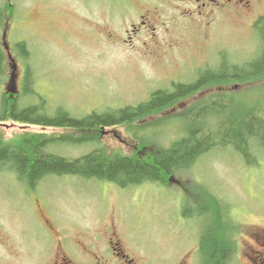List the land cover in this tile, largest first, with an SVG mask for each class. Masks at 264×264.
Masks as SVG:
<instances>
[{
    "label": "rangeland",
    "instance_id": "374dc122",
    "mask_svg": "<svg viewBox=\"0 0 264 264\" xmlns=\"http://www.w3.org/2000/svg\"><path fill=\"white\" fill-rule=\"evenodd\" d=\"M151 1L0 0V117L3 98L21 96L28 71L32 93L21 96L18 110L44 103L51 116L61 108L82 119L194 84L222 66L246 67L263 52L264 1L254 0L251 14L216 11L211 25L210 19L206 25L167 22L157 25L156 37L133 33L139 18L160 5ZM213 85L133 126L82 133L13 121L10 108V118L0 121V143L45 136L51 139L42 149L68 159L98 148L128 157L146 143V153L155 155L186 137L203 105L209 110L217 103L222 120L248 112L264 117L256 104L264 106V75L247 85ZM63 135L93 137L97 144L55 139ZM234 150H209L167 181L125 188L52 175L31 188L18 180L23 176L0 171V264H51L53 245L65 249L70 264H92L93 254L114 247L138 264H201L206 211L219 216L217 227L212 222L220 236L219 223L235 228L227 264H253L244 255L262 251L256 236L264 239V149L246 158Z\"/></svg>",
    "mask_w": 264,
    "mask_h": 264
},
{
    "label": "trees",
    "instance_id": "16d2710c",
    "mask_svg": "<svg viewBox=\"0 0 264 264\" xmlns=\"http://www.w3.org/2000/svg\"><path fill=\"white\" fill-rule=\"evenodd\" d=\"M261 37L264 43V26ZM20 52L25 53L26 45H19ZM3 71H0V75ZM31 72H27L22 88L21 96H28L32 92L29 88L33 84ZM264 75V49L262 54L246 67H221L215 72H206L200 79L189 85L177 84L173 90H158L150 94L148 100L135 106H125L118 109H107L104 114L93 112L82 119L72 117L66 112H60L58 108L53 116L48 112V108L43 103L29 105L20 108L21 96H16L13 100L4 97L3 115L0 121L9 117V109L13 121L27 123L36 126L71 129L78 133L88 131H99L105 127L133 126L137 121L158 116L165 109L177 102L190 98L206 88V85L230 84H250L257 78ZM259 81V80H257ZM211 88V87H210ZM205 110L200 107L194 116L193 124L186 129V137L180 142H175L168 150H162L155 155L147 154L146 143H141L131 156L110 153L104 148L92 150L89 154L77 159H68L64 156L48 153L47 148H43L49 141L45 136L33 138H23L21 142L10 145L7 142L0 143V171L19 175L24 178L18 180L27 187L34 188L37 184L45 180L47 176H75L86 180H96L100 182L114 183L122 188L129 186H139L149 182L167 181L174 171L183 169L195 162L201 154L215 148L231 147L245 158L251 155V151H261L264 149V117L261 115L246 113L239 116L229 115L226 121L218 119L220 112L214 109L217 103ZM264 113V106L256 103ZM208 105V104H207ZM199 107V106H198ZM65 110V109H63ZM91 117H88V116ZM81 137L75 135L59 136L55 139L69 141L71 143H88L90 140L97 144L96 138ZM55 142V141H54ZM48 153V154H47ZM15 171V172H14ZM201 209V208H200ZM204 211V210H203ZM222 217L226 214L222 210ZM206 211V226L201 243V264H227L233 259V244L230 236L234 231L232 223H219L222 234L214 230L213 222H219L215 215ZM219 215V213H218ZM228 216V215H227ZM213 221V222H212ZM230 231V232H229ZM232 231V232H231Z\"/></svg>",
    "mask_w": 264,
    "mask_h": 264
},
{
    "label": "flooded vegetation",
    "instance_id": "af4514ba",
    "mask_svg": "<svg viewBox=\"0 0 264 264\" xmlns=\"http://www.w3.org/2000/svg\"><path fill=\"white\" fill-rule=\"evenodd\" d=\"M119 1L121 4H126L125 0ZM142 1L150 3V0ZM253 1L254 0H154L151 1L152 4L159 2L160 5L151 10L150 17L147 15L141 16L139 18L140 26L135 27L133 33L139 34L143 33L145 30L146 34H153L152 36L156 37L155 34L157 31V25H164L167 22L177 24L179 22L187 23L188 21H191L195 23L201 22L202 24L206 25L205 21L210 19L209 24L211 25L213 23L211 22L212 16L216 11L226 13L232 12L236 14L238 12L237 8H239L243 12L251 14V3ZM159 7H163L162 9L165 12L161 14H155ZM258 20L260 19L258 18ZM256 22L257 21H255V23ZM210 25L207 24V26ZM37 214L44 221L46 217L45 213L39 211ZM259 236L260 234L256 236L258 240L257 244L262 248V251L258 252L255 249H249L250 251L248 250V253L244 255L246 259H250V256H252L254 258L252 261L253 264H264V239ZM62 244H65L64 241ZM53 246L55 249H53L54 251H51L53 253L49 258L50 260L52 259L51 264H70L71 260L67 256L65 249H61L60 245L59 247L56 245ZM116 246H118V244H116ZM256 257H259L260 261H258ZM90 259L92 260V264H138L136 259H131L128 254L123 253L120 249L115 247L112 248V250H109L107 253L99 251L98 254H93Z\"/></svg>",
    "mask_w": 264,
    "mask_h": 264
}]
</instances>
